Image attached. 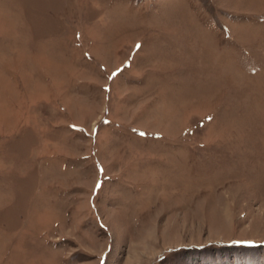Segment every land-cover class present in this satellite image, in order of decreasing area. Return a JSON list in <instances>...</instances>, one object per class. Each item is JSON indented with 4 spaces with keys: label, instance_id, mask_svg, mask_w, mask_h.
<instances>
[{
    "label": "rangeland",
    "instance_id": "1",
    "mask_svg": "<svg viewBox=\"0 0 264 264\" xmlns=\"http://www.w3.org/2000/svg\"><path fill=\"white\" fill-rule=\"evenodd\" d=\"M0 264H264V0H0Z\"/></svg>",
    "mask_w": 264,
    "mask_h": 264
}]
</instances>
